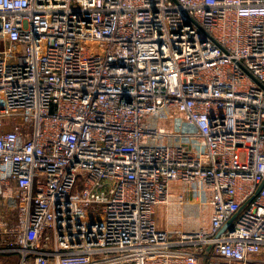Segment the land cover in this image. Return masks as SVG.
Returning <instances> with one entry per match:
<instances>
[{
    "label": "built area",
    "instance_id": "obj_1",
    "mask_svg": "<svg viewBox=\"0 0 264 264\" xmlns=\"http://www.w3.org/2000/svg\"><path fill=\"white\" fill-rule=\"evenodd\" d=\"M0 256L264 264V0H0Z\"/></svg>",
    "mask_w": 264,
    "mask_h": 264
},
{
    "label": "rangeland",
    "instance_id": "obj_2",
    "mask_svg": "<svg viewBox=\"0 0 264 264\" xmlns=\"http://www.w3.org/2000/svg\"><path fill=\"white\" fill-rule=\"evenodd\" d=\"M12 219L11 220H14L15 219V214L11 216ZM0 262H2L3 264H15L16 263V260L14 258L12 259H8V257H3V256H0Z\"/></svg>",
    "mask_w": 264,
    "mask_h": 264
},
{
    "label": "water",
    "instance_id": "obj_3",
    "mask_svg": "<svg viewBox=\"0 0 264 264\" xmlns=\"http://www.w3.org/2000/svg\"><path fill=\"white\" fill-rule=\"evenodd\" d=\"M262 187H263V185L258 189V191H257V193H256V195H255V197L259 194V191L262 189ZM255 197H253L252 200H253ZM225 229H226V227L223 229V231H224Z\"/></svg>",
    "mask_w": 264,
    "mask_h": 264
}]
</instances>
